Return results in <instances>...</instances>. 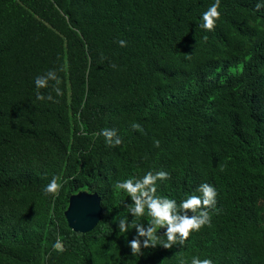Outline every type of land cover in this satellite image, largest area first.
<instances>
[{"label":"trees","instance_id":"obj_1","mask_svg":"<svg viewBox=\"0 0 264 264\" xmlns=\"http://www.w3.org/2000/svg\"><path fill=\"white\" fill-rule=\"evenodd\" d=\"M214 2L0 0V264H264V0H220L206 31ZM49 70L63 95L54 81L41 94L55 102L36 98ZM160 171L157 195L179 204L208 183L216 207L184 246L132 256L135 229L116 224L131 199L115 185ZM80 191L101 198L86 234L64 218Z\"/></svg>","mask_w":264,"mask_h":264},{"label":"clouds","instance_id":"obj_2","mask_svg":"<svg viewBox=\"0 0 264 264\" xmlns=\"http://www.w3.org/2000/svg\"><path fill=\"white\" fill-rule=\"evenodd\" d=\"M219 7L220 0H215L202 14L203 22L199 25L200 28L206 31H214L216 21L220 18ZM261 7H264V4H256L257 10ZM118 43L121 47L127 46L124 40H119ZM113 67L115 66L113 65ZM50 81L55 82L53 91L56 96L63 95L60 88L61 79L55 70H49L35 78L36 98L38 100L54 101L51 93L47 97L41 94V89L48 88ZM132 128L142 131L137 123H133ZM97 135H102L109 147H117L123 142L114 129H103ZM154 144L159 147V140L154 141ZM170 178V174L165 171L155 174L147 172L140 178H129L119 181L115 185L117 189L126 193L131 199V203H125V213L120 214L116 224L118 234H127L129 230L135 229L136 235L127 243L132 256L142 255L143 249L156 248L157 246L164 249H171L174 245L184 246L192 232H198L203 226L210 225L209 209H215L217 203L218 193L215 187L203 183L196 190L199 195H189L178 204L174 199L157 195V181ZM57 181L58 178L53 177L43 188L46 196L55 197L58 194L62 185ZM129 215L132 217L131 221H129ZM145 216L148 217L147 227H145L144 222H139L140 218ZM160 229H164L163 234H159ZM53 249L63 251L62 243L57 240ZM182 264H184L183 261ZM191 264H213V261L208 258L193 257Z\"/></svg>","mask_w":264,"mask_h":264},{"label":"water","instance_id":"obj_3","mask_svg":"<svg viewBox=\"0 0 264 264\" xmlns=\"http://www.w3.org/2000/svg\"><path fill=\"white\" fill-rule=\"evenodd\" d=\"M216 167V161H212ZM101 198L95 193L80 191L68 198L64 218L68 228L79 234L91 232L101 219Z\"/></svg>","mask_w":264,"mask_h":264}]
</instances>
